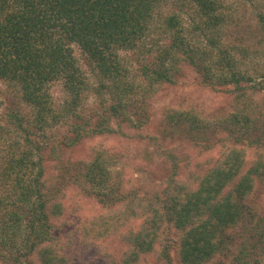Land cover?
Listing matches in <instances>:
<instances>
[{
  "label": "trees",
  "instance_id": "1",
  "mask_svg": "<svg viewBox=\"0 0 264 264\" xmlns=\"http://www.w3.org/2000/svg\"><path fill=\"white\" fill-rule=\"evenodd\" d=\"M164 1L0 0V79L15 85L20 100L31 106L30 114L0 116L1 264L71 263L76 241L63 237L56 225L67 215L64 192L71 189L94 197L103 207L116 206L74 228L85 247L119 233L125 249L113 264H139L156 245L168 263L174 250L176 264H205L226 257L230 264H250L247 242L250 248L264 246V211L254 210L249 200L255 186H264V71L254 76L244 65L248 48L239 43L238 60L222 36L226 23L222 0H188L199 17L191 32L198 34L195 38L185 33L176 14L161 13ZM255 23L264 39L261 11ZM201 34L204 43L198 39ZM74 45L85 56L83 65L98 77L96 89L109 95V117L91 132L72 123L62 153L55 155V148L39 142L35 131L64 113L72 115L91 89V72L75 56ZM141 45L151 57L137 78L130 75L120 52ZM187 66L199 84L225 91L231 98L225 110L209 112L212 119L194 105L167 111L169 125L205 149L215 144L210 134L225 132L217 137L219 156L196 180L171 176L162 196L148 197L114 182L110 172L114 157L107 151L93 149L87 157H71L70 149L92 132L120 134L135 127L131 137L143 140L150 115L138 110L135 121L130 117L134 93L140 86L149 94L159 85L178 84ZM56 82L68 97L60 110L49 92ZM109 118L115 125H109ZM137 219L141 220L137 228L130 224L127 228Z\"/></svg>",
  "mask_w": 264,
  "mask_h": 264
},
{
  "label": "rangeland",
  "instance_id": "2",
  "mask_svg": "<svg viewBox=\"0 0 264 264\" xmlns=\"http://www.w3.org/2000/svg\"><path fill=\"white\" fill-rule=\"evenodd\" d=\"M226 15V23L222 29V36L226 39L229 47L238 56L239 43L242 47L248 48L247 60H244L251 73L264 71V39L259 30L255 28L257 12L264 14V0H222ZM163 15L176 14L180 19L185 33L195 38L198 34L191 33L193 27L199 22L196 7L188 0H165L160 8ZM186 35V36H187ZM187 36V37H188ZM204 35L199 36V40L204 43ZM157 35H154L156 39ZM197 41V40H195ZM199 42V41H197ZM241 49V48H240ZM74 54L80 63L86 61L81 50L74 45ZM151 55L142 45L132 51H121L120 58L123 64L129 70L131 76L138 78L140 67L149 59ZM87 73L90 74L91 89L86 92L82 101L70 115L64 113L55 123H48L43 129L36 130L37 140L47 144L48 148L54 147V154H61V148L65 146V141L70 135L72 123L80 124L87 131H92L96 124L103 121L108 115V107L111 103L106 90L98 91L99 79L94 75L89 67L83 65ZM186 75L183 81L176 85H159L155 89L146 93L142 88H138L134 93L133 107L128 112L135 121L137 114L135 111H147L150 115L147 125L142 129L143 136L140 138L131 137L136 132L135 127L124 128V133H98L92 132L89 137L81 140L75 147L71 148L69 153L71 157L82 158L92 153L93 149L107 151L108 156H113L110 172L114 182L120 183L122 189H134L139 194L145 196L156 194L162 196L168 187L171 176L175 180L192 182L196 176L202 174L219 156L221 148L218 145L217 137L224 136L225 132L217 131L212 137L215 144L209 149H205L195 143L193 138H189L176 127L170 126L167 122V111L172 108L196 106V110H201L202 116L207 113L206 119H212L209 112L213 109H223L230 105V95L225 91H216L207 86L198 83V77L190 67H184ZM136 78V79H137ZM181 79V78H180ZM51 99L57 110L63 109L66 97L60 83H52L49 88ZM31 106L20 100L18 89L15 85L0 79V116H5L10 112L21 114H30ZM107 109V110H106ZM225 110V109H223ZM106 111V112H105ZM128 114V113H127ZM222 115L221 118H224ZM4 118V117H3ZM109 122L111 125L113 118ZM5 125V120H2ZM105 125L102 122L101 125ZM212 123L211 129L214 131ZM98 125L99 127H102ZM112 125H115L112 123ZM17 135V134H15ZM153 136L155 139H153ZM155 145H159L156 148ZM141 149H147L148 154H143ZM106 153V152H105ZM50 177H53L52 172ZM133 190V191H134ZM64 202L68 205L67 215L56 222L59 229L62 230V236L73 239L75 242L73 248V260L70 264H113V259L118 258L125 247L120 242V234H113L95 242L89 247L77 240L74 228L80 221L90 218L93 215L110 213L112 208L101 206L94 197H84L75 189L64 192ZM250 203L253 209L264 211V186H255ZM262 209V210H261ZM140 219L130 220L127 224L129 228H137ZM122 231L125 230L123 227ZM234 232V236L239 234V227ZM245 230V229H244ZM246 230L243 231L244 235ZM174 236L175 232L171 231ZM243 235V237H245ZM239 237V236H238ZM237 237V241L239 238ZM236 241V243H237ZM250 264H264V246L259 244L250 248ZM160 245H156L153 251L143 255L139 264H176L175 251H170L172 261L165 262L159 255ZM254 259L258 261L255 262ZM229 257L218 259L214 258L205 264H230ZM1 264V263H0Z\"/></svg>",
  "mask_w": 264,
  "mask_h": 264
}]
</instances>
